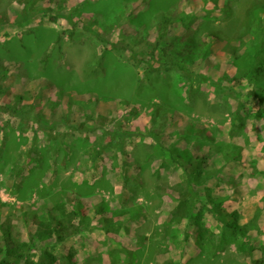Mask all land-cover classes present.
<instances>
[{
    "label": "rangeland",
    "instance_id": "obj_1",
    "mask_svg": "<svg viewBox=\"0 0 264 264\" xmlns=\"http://www.w3.org/2000/svg\"><path fill=\"white\" fill-rule=\"evenodd\" d=\"M248 8L251 29L264 0H0V225L12 242L35 230L24 214L51 219L63 202L80 204L90 224L48 248L72 249L77 264H264V115L254 117L247 80H232L239 42H210L209 59L185 71L151 52L159 25L196 43L215 30L246 41ZM118 41L129 47L111 49ZM158 144L198 157L186 167L209 177L196 189L210 228L213 197L236 201L223 207L237 206L251 256L233 244L201 256L194 228L168 223L184 170L159 168ZM232 150L237 159L215 175ZM100 198L110 223L94 215Z\"/></svg>",
    "mask_w": 264,
    "mask_h": 264
},
{
    "label": "trees",
    "instance_id": "obj_2",
    "mask_svg": "<svg viewBox=\"0 0 264 264\" xmlns=\"http://www.w3.org/2000/svg\"><path fill=\"white\" fill-rule=\"evenodd\" d=\"M249 8L246 11L245 26L248 30V39L245 41L246 33H241L233 38H227L221 31L215 30L208 33V42L205 40L198 43L194 42L187 35L173 37L163 25L158 26L156 39L151 52L160 50L159 66L167 70L174 68L185 71L197 59L208 60L211 54L210 42L215 40L237 41L238 46L233 49V59L235 61L236 72L232 77L234 82L241 83L247 80L248 90L246 95L257 100L258 108L254 113L256 119L264 115V16L254 19V25H249ZM189 18L193 16L189 15ZM167 21V18H164ZM185 24V23H184ZM128 43L118 41L111 44V49L126 50ZM156 70V69H154ZM153 138L158 142V134L153 133ZM232 153H223L222 165L214 171L215 175L224 168L231 165V160L238 157V153L232 150ZM156 153L159 158V168L161 169H179L183 168L184 173L181 180L172 189H169L170 195L175 203L169 212L168 223L179 225L185 223L194 228V242L198 254L206 257H217L226 251L232 244L238 253L251 256L255 247L253 246L247 225L241 222L239 212L236 209L232 211L224 210V202L227 198L213 197L210 210L216 214L218 229L210 228L204 219V205L201 204L197 184H201L204 189L207 188L209 177H202L199 169L192 170L186 167L192 165L198 157H193L187 150L179 152L173 147L168 148L165 145L158 144ZM234 155H236L234 157ZM214 174L212 175V177ZM211 178V177H210ZM200 204V205H199ZM56 215L51 219L43 218L38 213L24 214V221L31 222L34 232L30 235L28 241L13 243L10 228L4 223L0 225V264H77L75 252L70 249L67 253L57 256L48 248L50 242H61L80 232L87 230L90 224L87 218L80 212V204L73 205L68 209L63 202L56 204ZM94 215H100L107 223L112 221V217H106L111 209L105 199L100 198L93 205ZM1 239L10 241L9 246L3 245ZM43 244L38 253V259L30 258V251L34 245ZM257 264V261H255Z\"/></svg>",
    "mask_w": 264,
    "mask_h": 264
},
{
    "label": "crops",
    "instance_id": "obj_3",
    "mask_svg": "<svg viewBox=\"0 0 264 264\" xmlns=\"http://www.w3.org/2000/svg\"><path fill=\"white\" fill-rule=\"evenodd\" d=\"M229 194H231V193H229ZM232 196V195H231ZM234 196H236V194L234 195ZM234 196H232V198H235ZM227 200H228V202L230 203V202H236V201H233L231 198H227ZM237 207V206H236ZM236 207H234L235 209H236Z\"/></svg>",
    "mask_w": 264,
    "mask_h": 264
}]
</instances>
